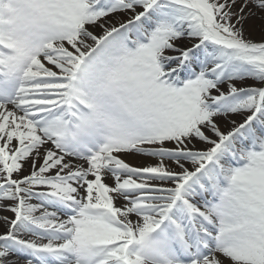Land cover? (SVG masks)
<instances>
[{
    "label": "snow or ice",
    "instance_id": "1",
    "mask_svg": "<svg viewBox=\"0 0 264 264\" xmlns=\"http://www.w3.org/2000/svg\"><path fill=\"white\" fill-rule=\"evenodd\" d=\"M257 16L0 0V264H264Z\"/></svg>",
    "mask_w": 264,
    "mask_h": 264
},
{
    "label": "rangeland",
    "instance_id": "2",
    "mask_svg": "<svg viewBox=\"0 0 264 264\" xmlns=\"http://www.w3.org/2000/svg\"><path fill=\"white\" fill-rule=\"evenodd\" d=\"M245 34L254 42H260L264 40V22L260 20L259 16L254 17L248 21L245 26ZM134 164L139 165L141 164V162ZM0 214V216H4L1 212Z\"/></svg>",
    "mask_w": 264,
    "mask_h": 264
},
{
    "label": "bare ground",
    "instance_id": "3",
    "mask_svg": "<svg viewBox=\"0 0 264 264\" xmlns=\"http://www.w3.org/2000/svg\"><path fill=\"white\" fill-rule=\"evenodd\" d=\"M129 163H143V158H140V157H135V156H127V157H124ZM135 165V164H134ZM107 182L111 183V179H109ZM117 203L119 204L120 201H117ZM3 214V212H2ZM0 231H3L2 228H0Z\"/></svg>",
    "mask_w": 264,
    "mask_h": 264
}]
</instances>
